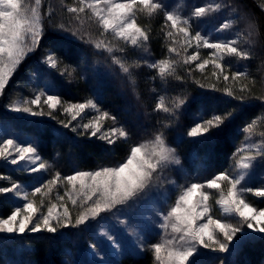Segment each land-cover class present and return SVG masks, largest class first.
Segmentation results:
<instances>
[{
	"label": "snow or ice",
	"instance_id": "snow-or-ice-1",
	"mask_svg": "<svg viewBox=\"0 0 264 264\" xmlns=\"http://www.w3.org/2000/svg\"><path fill=\"white\" fill-rule=\"evenodd\" d=\"M42 0H0V95L5 91L10 78L17 71L26 57L34 52L44 37V25L40 12ZM229 7L222 3H206L203 6H194L188 17H182L167 9L162 0H78L77 3L68 5L66 11L72 14V18L83 24L82 16L90 13L88 17L94 21L101 30L100 35L111 34L115 40L123 41L133 47H145L149 40L148 32L138 25L137 14L144 13L152 16L162 11L167 29L165 37L171 40L168 47L170 54L181 56V50L185 53L182 63H195V69L204 73L208 65H212L211 75L219 81L221 78L225 83L222 89L225 94L234 100L257 99L264 102V94L253 96L248 84L240 83L248 80L246 72L231 71V63H225L226 57H236L238 60H248L250 52L242 47L241 34L231 38H210L200 31L193 32L192 21L201 20L214 13ZM234 11V9H233ZM239 17H237L238 19ZM234 20H225L216 29L218 33L228 31L232 28ZM255 24L248 22V36L255 32ZM59 30L70 32L72 36L83 34L79 29L73 31L70 27L60 25ZM92 42V41H89ZM97 49L113 53L123 51L122 48L114 47L110 42L100 39L94 42ZM178 46V47H177ZM195 47L197 51L187 54L189 48ZM210 49L208 58H201L198 49ZM120 66L123 73L131 75L130 69L138 67L140 61L128 64L116 57L113 61ZM178 61L171 58L162 59L158 62L148 63V67L158 69V75L165 79L175 74V65ZM44 63L52 69L57 68L58 61L54 53H48ZM147 63V61H145ZM230 73V74H229ZM63 74V73H61ZM179 79V77H177ZM251 82V81H250ZM230 83H239L237 95ZM204 88V84H200ZM214 91H221L214 84L210 86ZM42 97L44 99L42 100ZM211 101L207 98L192 97L191 103L186 97L177 98L173 102L174 108L185 104L209 105ZM33 105L37 106L34 110ZM43 105H47V115L55 119L52 113L58 106L64 113L71 115V120L61 121L63 127H71L77 131L82 129L81 135L89 139L97 138L105 141L108 145L116 143L117 139L128 138V132L123 128L103 129L102 121L110 118L115 122L116 117L107 112H100L98 104L89 100L86 103H74L65 105L61 98L54 94L45 95L41 92L31 100L20 103L12 102L10 110L17 113H27L31 116H44ZM87 108L94 109L99 115L94 116L88 123L72 125ZM156 110L166 113L172 109L166 107L163 102H158ZM232 117L231 112L223 115L213 112L206 120H200L188 131L189 137H202L203 141H212L225 129L226 120ZM264 121V117L260 118ZM257 120L248 122L242 129L246 133V140H251ZM214 129H220L214 132ZM264 136V132L260 133ZM238 153H245L236 162L240 170L238 175H230L227 171L220 172L202 183H191L183 188L174 204L167 212L161 214L159 228L162 238L159 242L148 245L153 253L156 264H201L202 249H208L218 253H233L241 251L246 245L257 240H264V209H257L245 199V193H251L256 197H264V184L259 187H249L246 182L248 170L256 167L257 161L264 165V142L245 144L237 149ZM0 159L11 165H18L22 161L29 165L30 172H40L47 165L37 152L32 143H21L15 139L7 138L0 140ZM170 164H180L174 150L169 148L165 142L163 133L155 136L150 142L133 145L129 155L124 162L115 166H104L91 171H77L72 175L62 177L56 173L54 178L47 183L35 187L30 193L21 191V185L12 183L10 187H0V193H12L24 203L16 205L11 214L0 218V233L18 234L25 232L56 233L59 228H67L70 225L79 227L88 222L97 220L102 213L113 212L118 206L128 204L140 193L148 189L154 179L158 178L164 169ZM66 182L71 191L65 193L73 207L79 209L74 221L67 206L63 211H57L58 205L50 204L46 214L40 210L31 197L37 194L46 196L58 183ZM227 184V191L222 185ZM47 189L48 192H44ZM215 190L219 193L216 204L222 209L225 217L235 218V222L227 219L213 217L212 207L209 204L210 192ZM64 197L57 195V200ZM43 201H41V206ZM107 240L114 242L112 235H107ZM145 245L141 243V247Z\"/></svg>",
	"mask_w": 264,
	"mask_h": 264
},
{
	"label": "trees",
	"instance_id": "trees-1",
	"mask_svg": "<svg viewBox=\"0 0 264 264\" xmlns=\"http://www.w3.org/2000/svg\"><path fill=\"white\" fill-rule=\"evenodd\" d=\"M183 1L188 7L203 6L209 2L229 5L214 13L211 20H193L192 29L201 32L205 26H218L219 20H234V26L241 34L242 48L250 52V58L238 60L236 57H226L224 62L231 63V71L248 74L249 79L240 83L248 84L253 96L264 94V0ZM77 2L78 0H42L44 37L34 53L21 63L4 93L0 95V117L12 118L18 130L29 134L37 142L39 153L52 163L50 175L59 173L64 177L80 170L115 166L124 162L133 145L154 139L160 133L178 151L183 165L194 170L199 177L208 179L220 172L235 171L236 158L233 153L241 147L247 135L242 131L243 127L256 119L257 127L254 131L260 129L264 132V121L260 119L264 117V102L257 99H232L222 90L225 87L222 78L217 81L211 75L214 70L212 65H208L204 73H201L195 69V63H182L185 54L182 50L180 57L170 54L168 47L171 40L165 37L167 29L162 11L152 16L142 12L137 14L138 25L149 34L145 47L134 49L123 43V51L108 53L89 42L92 40L91 33H99L95 32L94 24L88 18L89 14L82 16L81 25L72 18V14L67 13L66 7ZM249 21L256 26L251 36H248ZM60 25L70 27L73 31L79 29L83 38L67 35L59 30ZM195 51L197 49L192 47L187 50V54ZM198 51L202 59L211 53L210 49L204 48ZM50 52L55 54L58 61L56 69L43 63ZM116 57L128 64L136 61H140V64L130 69L129 76L113 62ZM167 58L178 62L175 74L162 79L158 75V69L148 67V63ZM36 84L42 89H52L51 93L59 96L65 105L86 103L89 100L97 103L101 113L107 112L116 117L115 122L110 118L102 121L103 129L123 128L128 132V138L117 139L112 145L97 138L89 139L80 134L81 128L72 131L71 127H63L61 121L71 119L65 120L59 112L61 110L57 109L52 113L55 119L47 115V106L44 117L49 118L16 120L6 111L7 108L18 99L34 98L31 91ZM200 84L205 87L201 88ZM213 84L221 91L212 90L210 86ZM228 86L233 87L237 95H241L238 91L239 83H230ZM180 97H186L189 103L192 97L207 98L211 103L191 107L185 104L174 108L173 102ZM161 101L172 112L156 110ZM92 112L93 109L86 111L87 114ZM213 112L221 115L232 113L230 120H226L222 126L225 130L220 135L212 141L204 142L202 137L187 135V131L196 122L208 119ZM72 125L75 126L74 123ZM213 131L219 132L220 129ZM14 174L7 165H0V177L18 178ZM10 184L11 182L0 179V187H9ZM7 201L6 197L0 195L1 218L14 210L13 205ZM251 204L263 209L264 199L253 198ZM5 242H9L11 251L3 264H90L86 257H78L82 246L81 243H76L74 237L41 234L24 237L20 241ZM238 258V264H264V240L246 245L239 251ZM119 264H155V261L153 253L147 252L143 255L129 254Z\"/></svg>",
	"mask_w": 264,
	"mask_h": 264
},
{
	"label": "rangeland",
	"instance_id": "rangeland-1",
	"mask_svg": "<svg viewBox=\"0 0 264 264\" xmlns=\"http://www.w3.org/2000/svg\"><path fill=\"white\" fill-rule=\"evenodd\" d=\"M31 2V0H29ZM162 3L167 6L169 11H172L176 14L181 15L182 17H188L194 6H187L183 0H163ZM75 4V3H74ZM40 12L42 15V7L40 8ZM90 16V13H88ZM231 17V16H230ZM213 14L211 16L205 17L201 20L204 22L206 19H212ZM43 19V18H42ZM92 21V20H91ZM94 24L95 32H99L97 35L91 33L92 42L98 41L100 39H104L110 42L114 47L122 48L123 41L115 40L112 38L111 34H107L106 36L100 35V29L97 25ZM218 22H221L219 20ZM209 25L205 26L201 31L203 34H207L210 38L215 39L218 36L220 38H231L235 36L239 32L237 28H235V24H233L232 28L228 31L218 33L216 29L220 26ZM193 30V29H192ZM193 32H195L193 30ZM241 32H244L241 30ZM67 35H71L70 32H64ZM94 35V36H93ZM94 37V38H93ZM78 39V38H77ZM80 40V37H79ZM122 43V44H121ZM129 45L134 49H140L141 47H133L130 44H125L124 46ZM244 46V45H243ZM194 47V46H193ZM240 47L242 45L240 44ZM190 49V48H189ZM195 49V47H194ZM201 49V48H200ZM203 49V48H202ZM34 52L30 53L26 59L32 55ZM209 57V56H208ZM207 57V58H208ZM25 59V60H26ZM24 60V61H25ZM23 61V62H24ZM22 62V63H23ZM44 63V60H43ZM45 64V63H44ZM48 66V65H47ZM14 75V74H13ZM12 78V77H11ZM10 78V80H11ZM9 80V81H10ZM52 89L47 87H40L38 84L32 89V97L39 95L41 92H44L45 95L53 94L51 93ZM44 97H42V100ZM24 100H31V98H22L18 99L16 102L20 103ZM45 106L43 105V110L45 111ZM34 110L37 109V106H32ZM59 112L62 113V116L65 120L67 118L71 119V115L64 113L62 108L58 106ZM92 108H87L80 116L77 117L76 120H72L75 126L83 123H88L94 116L99 115L94 109L91 114H87L86 111L91 110ZM10 115L13 116L16 120L24 119V118H49L48 116H31L27 113H17L10 110V106L6 110ZM66 117V118H65ZM79 127H77L78 129ZM260 129L258 131H254L251 140L243 141L242 146L250 143H260L264 142V136H261ZM12 138L21 143H32L37 148V142L26 133H22V131L18 130L16 126L13 124L12 118L0 117V140ZM199 138V137H194ZM153 139L141 142H150ZM167 146L174 150V154L176 158L180 160V164H170L168 165L163 173L156 179H154L152 185L145 190V192L140 193L134 200L129 201L128 204L123 206H118L117 209H114L113 212L110 213H102L101 217L94 221H89L86 225H81L79 227L69 226L67 228H59L56 233H47V232H39V233H31L25 232L22 235L18 234H2L0 233V264L4 263V259L7 258L9 253V242L5 241H13L19 240L24 237H30L41 234H51L54 236H66V237H74L76 243H81L82 246L80 251L78 252L79 256H84L87 258L90 264H119L120 261L129 254H140L143 255L147 252H152L148 245L159 242L162 238V232L159 228V222L161 219V214L167 212L169 207L175 203L178 195L181 190L191 183H202L207 181L210 178L199 177L195 174L194 170H189L183 165L182 157L179 155L178 151L165 140ZM240 147V148H241ZM39 156L42 158V161L47 165L46 169H42L40 172H30L22 169H27L29 167L25 162H21L18 165H11L7 161L0 159V165H7L10 170H12L16 177L13 179L12 177L3 178L6 181L12 183H18L21 185V191L31 192L35 187L41 186L47 183L48 180L54 178L51 176L49 171L52 163L49 160H46L42 157V155L37 150ZM245 153H238L235 158L236 161L240 158V156ZM80 171H91V170H80ZM229 173L230 175H238L240 170L235 169ZM14 174V175H15ZM63 177V176H62ZM246 182L249 187H259L264 184V165H261L259 161H257L256 167L248 170V174L246 176ZM10 184V186H11ZM9 186V187H10ZM225 191H227V184L222 185ZM44 192H48L47 189H43ZM71 191L70 186L66 184V182L58 183L55 187L52 188L51 192H48L46 196H41V194H37L36 197H31L30 199L34 200L36 205L40 207V210L46 214L47 208L50 204L55 203L58 205L57 211L62 212L63 207L60 205L67 206L71 212V216L73 221L79 211L77 207H73L68 196L65 195L66 192ZM210 192L209 204L212 207V215L215 218L227 219L229 221L235 222V218L233 217H225L222 209L219 205L216 204V200L219 198V193L215 190H208ZM0 195L7 198V202H10L13 205V209L16 205L24 203V201L20 200L18 197H15L12 193L2 194ZM57 195L63 196L64 199L57 200ZM264 199V197H256L251 193H245V199L251 203L252 199ZM41 201H43V205L41 206ZM256 207V206H255ZM257 209H262L258 208ZM264 209V208H263ZM1 218V217H0ZM107 235H112L114 242L107 240ZM141 243L145 246L141 247ZM204 255L200 258L201 264H238L240 259L238 258L239 252L229 253H218L212 252L208 249L201 250ZM156 264V262H155Z\"/></svg>",
	"mask_w": 264,
	"mask_h": 264
}]
</instances>
